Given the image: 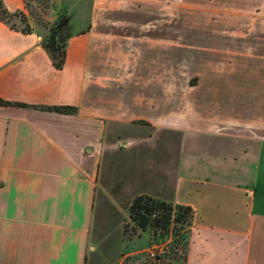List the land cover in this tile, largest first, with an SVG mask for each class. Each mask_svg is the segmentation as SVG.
<instances>
[{"label": "crops", "instance_id": "0c3cea01", "mask_svg": "<svg viewBox=\"0 0 264 264\" xmlns=\"http://www.w3.org/2000/svg\"><path fill=\"white\" fill-rule=\"evenodd\" d=\"M179 2L77 0L60 69L37 35L0 22V264H109L92 244L105 150L159 134L178 152L155 163L157 191L126 203L192 210L185 264H264V0H221L223 22L196 38Z\"/></svg>", "mask_w": 264, "mask_h": 264}, {"label": "rangeland", "instance_id": "374dc122", "mask_svg": "<svg viewBox=\"0 0 264 264\" xmlns=\"http://www.w3.org/2000/svg\"><path fill=\"white\" fill-rule=\"evenodd\" d=\"M76 1L23 0L24 5L19 11L20 14L4 18V21L16 30L34 33L45 48H53L68 17L66 10ZM89 1L80 0L82 4ZM220 1L180 0L178 7L180 21L192 27L190 29V32H194L193 35L191 33L192 36L195 38L206 36L211 27L213 31L218 29L214 26L219 27L223 22ZM184 73L180 76L181 82L187 76ZM196 81L197 78L191 79L192 83ZM178 147L176 139L167 134H159L153 142L143 146L142 152H138L139 148H137L133 153L123 156L121 153L123 146H119L118 143L115 153L111 156H108L109 151L105 150L96 188L95 216L98 235L92 242L99 262L105 257L109 264H185L187 229L186 231L175 229L170 233L152 229L140 231L129 222L128 208L131 202L126 203L140 189L157 191L164 173L156 164L164 160L172 162ZM117 160L120 161L118 166L121 172L119 185H116L117 181L114 180L113 169ZM119 189L122 190L121 204L116 206L110 203L109 195H118ZM127 223H129L128 231L124 233L123 226ZM156 258H161V261L157 262Z\"/></svg>", "mask_w": 264, "mask_h": 264}, {"label": "trees", "instance_id": "16d2710c", "mask_svg": "<svg viewBox=\"0 0 264 264\" xmlns=\"http://www.w3.org/2000/svg\"><path fill=\"white\" fill-rule=\"evenodd\" d=\"M17 14H20V12H8L0 1V22L6 24L10 29H14L4 21V18L16 16ZM18 31L21 33H29L28 31ZM45 49L50 55L53 67L56 69H60L64 56V44L57 43L56 39L53 48ZM5 105L10 104L0 100V106ZM48 110H52L59 113H68L69 111H71L70 109L64 107L48 108ZM128 218L129 222L133 225V227L140 231L152 229L154 231L170 233L172 232L171 230L175 229L179 231H184L185 229L186 231V229L191 224L192 210L189 207L172 205L171 203H168L161 199L142 194L132 199L128 208ZM128 227L129 223L123 226L124 233L128 231ZM185 246H187V242L185 243ZM156 261L160 262L161 258H156Z\"/></svg>", "mask_w": 264, "mask_h": 264}, {"label": "water", "instance_id": "95a60500", "mask_svg": "<svg viewBox=\"0 0 264 264\" xmlns=\"http://www.w3.org/2000/svg\"><path fill=\"white\" fill-rule=\"evenodd\" d=\"M65 30L64 28L61 29L59 36L57 37V43H62L64 40Z\"/></svg>", "mask_w": 264, "mask_h": 264}]
</instances>
